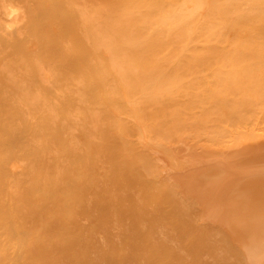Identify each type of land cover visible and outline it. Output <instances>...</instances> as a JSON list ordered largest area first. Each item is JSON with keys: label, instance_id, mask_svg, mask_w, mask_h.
<instances>
[{"label": "bare ground", "instance_id": "obj_1", "mask_svg": "<svg viewBox=\"0 0 264 264\" xmlns=\"http://www.w3.org/2000/svg\"><path fill=\"white\" fill-rule=\"evenodd\" d=\"M0 264H264V0H0Z\"/></svg>", "mask_w": 264, "mask_h": 264}]
</instances>
